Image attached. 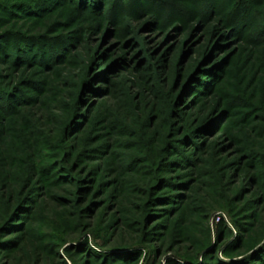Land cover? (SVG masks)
Segmentation results:
<instances>
[{
	"label": "rangeland",
	"instance_id": "374dc122",
	"mask_svg": "<svg viewBox=\"0 0 264 264\" xmlns=\"http://www.w3.org/2000/svg\"><path fill=\"white\" fill-rule=\"evenodd\" d=\"M0 264H264V7L0 0Z\"/></svg>",
	"mask_w": 264,
	"mask_h": 264
},
{
	"label": "trees",
	"instance_id": "16d2710c",
	"mask_svg": "<svg viewBox=\"0 0 264 264\" xmlns=\"http://www.w3.org/2000/svg\"><path fill=\"white\" fill-rule=\"evenodd\" d=\"M250 2H251L252 7L261 8V9L264 7V0H250ZM98 107H100V106L98 105ZM111 112H112L111 114L113 116L120 115L123 113V107L117 106V105H112Z\"/></svg>",
	"mask_w": 264,
	"mask_h": 264
}]
</instances>
